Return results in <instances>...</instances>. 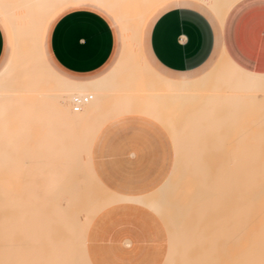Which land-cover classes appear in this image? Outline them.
Listing matches in <instances>:
<instances>
[{
	"label": "bare ground",
	"instance_id": "bare-ground-1",
	"mask_svg": "<svg viewBox=\"0 0 264 264\" xmlns=\"http://www.w3.org/2000/svg\"><path fill=\"white\" fill-rule=\"evenodd\" d=\"M72 1L75 0H0L3 4L29 6L11 10L13 17L21 18L19 22L24 28L18 32L16 50L14 51L13 48L7 66L0 73V101L11 92L25 94L28 101H31L30 96L33 95L32 108L28 103L24 111L32 114L37 119L36 124L44 129V132L41 131L43 135L49 136V139L41 140L40 144L66 145L38 148L34 156L28 157L30 162H27L31 167L27 169V173L24 171V175L29 174L31 178L25 185L22 184L20 189L11 187L12 192L6 187L18 185L21 179L19 183L13 179L19 175L16 174V170L10 171V167L15 164L8 163V160H14L11 156L15 150L18 151H15L17 154L15 159L25 158V155L21 148L13 150L0 147L2 151L0 162L2 159L6 160L0 163L1 167L6 168L3 172L9 176L14 172L17 175L12 177V181H15L13 185L10 183L5 186L3 183L10 181L3 179L4 188L0 186V261L91 264L86 252V238L91 223L107 207L121 201L123 203L133 201L134 204L137 202V205L139 203L142 204L140 206L149 208L155 216L160 217L156 216L158 220L162 219L159 221L164 222L166 234L169 235V248L163 264H183L184 261L199 264L200 261L205 260L216 261L218 264H243L248 260L258 262L264 246V129L262 131L260 129L256 133L258 138H254V134L250 131L253 128L248 127L251 125L246 126L243 116L245 112L262 111L264 108L262 76L247 73L244 79H240L238 73L245 72L235 67L223 55L227 67L237 75L236 77L218 74L214 70L213 76L180 84L187 85L185 88L175 87V83L160 78L147 66L140 51V35L145 19L156 6L169 0H93L112 11L122 24L125 50L121 59L125 68L118 82L121 87L109 89L118 79L116 75L90 85L66 82L54 75L45 64L40 42L43 27L49 16ZM195 1L207 5L214 11L219 8L216 10L217 15L223 22L227 12L240 0ZM9 26L11 28V25ZM41 72L56 81L57 85L51 86L52 83L49 86ZM143 74L152 78L153 83L147 82ZM216 79L217 83H214ZM16 82L18 84H15ZM111 91L114 92L112 98L107 95ZM75 100L86 103L76 106ZM185 101H208L210 105L216 107L223 105L233 110L237 115V118L234 117L237 122H233L230 118L233 123L228 122L227 125L237 127L238 137L232 136L236 139L235 145L233 142L232 144L220 142L216 146L215 143L214 145L202 139L200 133L203 131L201 129L203 126L199 123L201 129H198L199 134L198 131L193 130L173 133L182 137L171 140L174 143L178 142V144L176 142L177 146L173 145L174 149L177 148L174 151L175 163L164 186L161 185L162 189L159 187L160 191L166 193L155 190L157 194L160 192L166 196L167 190L173 188L175 197H168L172 195L170 192L166 196V199L167 197L169 200L175 199L174 204L172 203L173 208L175 205L173 211L166 210V203H163L161 197L151 196L143 199L141 197L139 201L133 198L135 201L128 202L124 200L125 198L122 200L94 179L91 148L97 133L91 134L88 139V134L80 130L90 126L93 118L102 116L106 105L111 103V110L117 114V117L123 116L125 112L127 115L138 114L153 119L155 123L164 120V126L170 127L174 125L173 120H181V109L184 108ZM19 103L16 104L20 105ZM199 105L194 106L199 108ZM2 106L5 107L4 104ZM208 111L211 112L207 109ZM196 116L193 115L195 118ZM214 116L215 121H218L216 115H211V118ZM183 119L188 120L185 117ZM29 120L31 121L27 122H30L31 128L33 125L31 123L34 121L32 118ZM183 122L179 123V126L187 127L188 124ZM244 124L247 130L250 128L249 136L253 134L251 139L244 138V135L247 137L248 134L247 130L243 129ZM215 132H212V136ZM228 136L231 139V135ZM207 152H213L210 162L201 160ZM21 172L23 174V171ZM26 179L25 177L24 180ZM16 190H20L18 194ZM4 210L9 212L5 213ZM14 237L16 240L19 239L18 244L15 242L17 247L12 246L14 243L11 240L14 241ZM9 242L13 244L9 245ZM8 247L9 251L13 250V252H9ZM38 252L41 256L37 255Z\"/></svg>",
	"mask_w": 264,
	"mask_h": 264
},
{
	"label": "crops",
	"instance_id": "crops-1",
	"mask_svg": "<svg viewBox=\"0 0 264 264\" xmlns=\"http://www.w3.org/2000/svg\"><path fill=\"white\" fill-rule=\"evenodd\" d=\"M204 6L195 0H169L149 13L140 35V51L147 66L162 79L189 83L193 81L188 78L219 51L220 59L225 55L241 71L264 76V0L237 2L223 22L218 17L221 29ZM109 14L113 12L98 2L75 0L49 16L40 48L54 75L78 85L104 79L98 77L115 59L118 41ZM52 20L46 50L51 65L64 76L46 59L44 36ZM3 30L13 49L12 30L0 20V64L5 54ZM121 31L124 47L122 26ZM152 120L138 114L117 117L98 131L92 144L95 178L127 202L157 197L155 190L162 189L175 162L178 142L172 143L171 133ZM131 202L107 207L91 223L86 238L91 264H163L169 248L164 222L149 208Z\"/></svg>",
	"mask_w": 264,
	"mask_h": 264
},
{
	"label": "rangeland",
	"instance_id": "rangeland-1",
	"mask_svg": "<svg viewBox=\"0 0 264 264\" xmlns=\"http://www.w3.org/2000/svg\"><path fill=\"white\" fill-rule=\"evenodd\" d=\"M205 7V9L211 14V16L213 17V19L215 20V22H216V26L219 28V29H221V27L218 25V15H217V12L218 11H216L217 9H219V8H216V12L213 10V9H210L208 6H204ZM110 15V17H111V19L113 20V22H114V25H115V27H116V29H117V35H118V41H117V47H116V55H115V59L113 60V62H112V64H111V66L104 72V73H102V75H100V77H98V78H108V77H112L113 75H116L117 76V80L116 81H114V83L112 84V85H110V87H109V89H116V88H119V87H121V85H120V83H118L119 81H120V78L122 77V74H123V72H124V63H123V61H122V59H123V56H124V47H123V40H122V31H121V22L119 21H117V19H118V16H114L113 14H109ZM57 17V16H56ZM54 20V19H53ZM53 20L50 22V24H49V26L46 28V31H45V33H46V35L44 36V48H45V54H46V59L48 60V62L50 63V65H51V62H50V60H49V57H48V54H47V50H46V40H47V35H48V30H49V27H50V25H51V23L53 22ZM4 31V30H3ZM4 34H5V54H4V57H3V60H2V62H1V64H0V70L4 67V65L6 64V62L8 61V59L10 58V56H11V54H12V51H13V49H12V40H8V38H7V35H6V33H5V31H4ZM145 51V50H144ZM145 53V52H144ZM145 56H146V54H145ZM122 58V59H121ZM146 58H147V60H148V63H149V65H150V67L153 69V67L151 66V63H150V61H149V59H148V57L146 56ZM122 61V62H121ZM52 66V65H51ZM52 68L58 73V74H60V75H62L61 73H59L53 66H52ZM154 70V69H153ZM214 70H216L217 71V73L218 74H226V75H231V76H234V77H236L237 75H235V73L234 72H232V70H230L228 67H227V65H226V61L223 59V58H221L220 59V53H219V51H217L213 56H212V58L205 64V66L204 67H202L199 71H197L195 74H193L192 76H190L188 79H190V80H192V81H196V80H200V79H202V78H204V77H208V76H213V75H215V72H214ZM155 71V70H154ZM40 72V71H39ZM118 74V75H117ZM41 75H42V77H43V79H44V81L47 83V84H49V86H50V84H52L53 83V85H51V86H56L57 84H55L56 83V81H54L52 78H48V76L47 75H45V74H43L42 72H41ZM62 76H64V75H62ZM115 76V77H116ZM143 76H144V78L147 80V82H149V83H153L152 82V78H150V77H148V76H145L144 74H143ZM48 80V81H47ZM49 81H51V82H49ZM53 81V82H52ZM49 82V83H48ZM8 83H13V82H8ZM154 83H156V81L154 80ZM214 83H217V79L216 80H214ZM213 83V84H214ZM15 84H18L17 82L15 83ZM113 86V87H112ZM16 86H14V88H15ZM175 87H178V88H185V87H187V85H180V84H176L175 85ZM16 89V88H15ZM113 93L114 92H108L107 93V95L109 96V97H111L112 98V96H114L113 95ZM17 94V95H16ZM20 94H23V93H20ZM19 93H17V92H11L10 94H8V96L3 100V101H0V110H3V109H5V108H7L8 110H9V112H10V121H11V128H10V132H9V134L6 136L5 135V132H4V121H3V119L2 118H0V141H1V144H0V147H1V149L3 148H10V149H23L22 151H23V154L25 155V158H26V160H25V158L24 157H22V158H16L15 159V157H16V152H18V151H14V154L11 156V157H14V160L12 159H10V160H8V163L10 162V164L12 163V164H15V165H13V166H11L10 167V171H14V170H16L15 172H16V174H18L19 176V178L18 177H15V176H17L16 174H15V172H14V174H12V175H7L5 172H3L4 171V169H6V168H3V167H1L0 166V169H1V171H0V180H1V184H0V186H2L3 184L5 185V186H7V185H10V183H11V185H13L14 183H13V181L15 180L17 183H19V180H20V183L18 184V185H13V186H10V187H6L7 188V190L8 191H10V192H12V190H10V189H12L11 187H15L16 189L17 188H21V186H23V185H25L26 184V181H28L31 177L29 176V174H26V175H24L25 173H24V171L26 172L27 171V169H29L31 166H29L28 164H30V163H28L27 161H29L30 162V160L28 159V157L30 156V155H32V156H34L35 155V151L36 150H38V148H40L41 146L42 147H64V146H66L65 144H52V143H47V144H40V141L41 140H43V139H49V136H44L43 135V130L44 129H42V128H40L39 127V125L38 124H36V120L37 119H35L34 118V116H32V114H30V113H27V112H25L24 110L27 108V105H28V103H30L28 106H30V108H32V106H33V95L32 96H30V98H31V101H28L27 99H26V95L25 94H23V96L22 95H20ZM207 94H209V92L207 93ZM14 95V96H13ZM13 96V97H12ZM15 96H16V98H15ZM13 98V99H12ZM11 99V100H10ZM25 100V101H24ZM14 101V102H13ZM2 102V103H1ZM4 102V103H3ZM20 102V103H19ZM22 102V103H21ZM207 102V103H206ZM206 102H196V101H193V102H190V101H185L183 104H184V108L183 109H181V114H180V119L181 120H173V126H170V127H166V126H164L165 125V123H164V120H162V121H159L158 123L159 124H161L163 127H165V129L167 130V131H169L170 133H171V135H172V137L174 138V139H179V138H181L182 136H180V135H174L173 133H176V132H179V131H189V132H192V130L193 131H198V129H200V125H202L203 126V128H201L203 131H201V133L198 131V134L200 133V134H202V136H203V138L200 136V135H198L199 136V138H200V140H204V141H207V142H211L212 144H216V146H218L217 144H219L220 142H222L223 144H226L227 142H231V144H232V142H233V144L235 145V138L234 137H238V135H237V127L236 126H228L227 125V123L228 122H230V123H233V122H237V120H236V114H234V111L232 110H230V109H228V108H226L227 106H223V105H219V107H218V105H217V107L216 106H214V105H210L209 103L210 102H208V101H206ZM7 103V104H6ZM16 103H19L20 105H18V104H16ZM189 103V104H188ZM199 103H200V105H199ZM206 103V104H205ZM4 104V106L5 107H3L2 105ZM202 104V105H201ZM22 105H23V107H22ZM26 105V106H25ZM193 105V107H191ZM194 105H196V106H200L199 108L198 107H196V106H194ZM211 106V107H206V106ZM25 106V107H24ZM111 103L110 104H108V105H106L105 106V110H104V112L102 113V116H100V117H95V118H93V120H91L90 121V126H88L86 129H84V128H81V130L80 131H85L87 134H88V139H90V135L91 134H96V133H98V131L107 123V122H109L110 120H112V119H115V118H117V114L114 112V111H112L111 110ZM170 107V109H172V107H171V105H169ZM187 108H186V107ZM203 106V107H202ZM225 107V108H224ZM198 108V109H197ZM209 109V110H211V112L210 111H208L207 112V109ZM219 108V109H218ZM202 109V110H201ZM217 109L219 110V112L217 113L216 111H217ZM264 109V108H263ZM262 109V111H249V112H245L244 113V116H243V122L245 123V124H247L246 126H248V125H251V126H248V127H251V129L253 128L254 129V127H255V129L253 130V132H252V130H250V128H249V130L251 131V133H253L254 134V138H258V136L256 135V133H258V131L261 129V131L264 129V123H263V119H264V110ZM230 110V111H229ZM25 113H24V112ZM172 111V110H171ZM195 113H194V112ZM204 111V112H203ZM215 113H214V112ZM230 112V113H228V112ZM192 112V113H191ZM252 112V113H251ZM256 113L255 115H254V113ZM184 115H183V114ZM204 113V114H203ZM197 115L196 116V118L195 117H193V115ZM198 114H199V116H198ZM201 114H203V115H201ZM222 114V115H221ZM26 115V116H25ZM34 115V114H33ZM124 115H127V113L125 112V114H123V116ZM170 115H172V113H170ZM186 115H187V117H186ZM211 115H216V120L218 119V121H215V116L213 117V118H211ZM231 117H230V116ZM259 115V116H258ZM261 115H263V116H261ZM28 116H30L29 118H28ZM184 116L185 118H188V120L187 119H183L182 117ZM189 116V117H188ZM200 116H201V118H200ZM209 116V117H208ZM229 116V118L228 119H226L227 117ZM206 117V118H205ZM234 117H236L235 119H234ZM257 117H259V118H257ZM261 117H263V118H261ZM25 118V119H24ZM30 118H32L33 120L32 121H34V122H32L31 124H33L32 125V127L30 128V125H29V123L30 122H27V121H31V120H29ZM195 120V121H193V119ZM205 118V119H204ZM207 118L209 119V120H207ZM233 119L232 121L233 122H231V119ZM255 118H257V119H255ZM191 119V120H190ZM211 119H213V120H211ZM252 119V120H251ZM182 120H184V122L182 121ZM209 121V123H207V121ZM236 120V121H235ZM259 120H260V123H258L259 122ZM185 121H187V122H185ZM196 121H197V123H196ZM199 121V122H198ZM246 121H247V123H246ZM254 121L256 122V123H254ZM181 122H183V124L184 123H186V124H188V125H186L187 127H185V128H181L180 126H179V123H181ZM204 122H206L205 124H203ZM220 123V124H217V123ZM251 122H252V124L254 123L255 124V126H253L252 124H251ZM28 123V124H27ZM200 125H199V124ZM34 124L36 125L35 127H34ZM192 125L191 127L189 126V125ZM207 124V125H206ZM215 124V125H214ZM245 124L243 125L244 127H243V129H244V131L245 130H247L245 127ZM263 124V125H262ZM29 125V126H28ZM196 125L198 126V127H196ZM220 125V126H219ZM258 125H259V127H260V125H261V127L259 128L258 127ZM194 126V128H192ZM215 126V127H214ZM263 126V127H262ZM36 127H38V128H36ZM188 127H190L189 129H188ZM196 127V128H195ZM221 127V128H220ZM223 127V128H222ZM259 128L258 130H257V128ZM200 129V130H201ZM204 129L206 130L205 132H204ZM219 129V130H218ZM221 129H223L224 130V132L226 133H224L223 132V130L221 131ZM215 130H216V132H217V134H216V132H215ZM249 130H247L246 131V133H248L247 134V137H246V135H244L245 137L244 138H249V139H251L252 138V135L253 134H251L250 136H249V133L250 132H248ZM41 131H43V132H41ZM208 131V132H207ZM221 131V132H220ZM232 131H233V133H232ZM243 131V132H244ZM260 131V132H261ZM20 132H21V134H20ZM32 132H34V133H32ZM212 132L214 133L215 132V134H214V136H212ZM223 132V133H222ZM263 132H264V130H263ZM36 133H37V135H36ZM232 133V134H231ZM19 134H20V136H19ZM34 134V135H33ZM208 134V135H207ZM41 135V136H40ZM83 135V134H82ZM224 135H226V136H228V135H231V139H230V137L228 138V137H226V136H224ZM234 135V137H232ZM2 136V137H1ZM206 136H210L211 138H208L207 139V137ZM15 137V138H14ZM82 137V136H81ZM204 137H206L205 139H204ZM214 137H216V138H214ZM202 138V139H201ZM213 138V139H212ZM233 138V139H232ZM253 138V139H254ZM3 141H2V140ZM5 139V140H4ZM38 139V140H37ZM218 141H217V140ZM223 139V140H222ZM229 140V141H228ZM21 141V142H20ZM39 141V142H38ZM90 141V140H89ZM226 141V142H225ZM16 142V143H15ZM203 142V141H202ZM214 144V145H215ZM15 145H17V146H15ZM13 147V148H12ZM212 147H213V145H212ZM29 149H31V150H29ZM29 150V151H28ZM27 151V152H26ZM0 152H2V151H0ZM31 152V153H30ZM30 153V154H29ZM208 153H210V154H208ZM203 155V154H202ZM211 155H213V152H207L206 154H204L202 157H201V160H206L207 162H210L211 161ZM27 156V157H26ZM204 157V158H203ZM28 159V160H27ZM17 160V161H16ZM25 160V161H24ZM210 160V161H209ZM6 161V160H5ZM3 159L1 160V162L0 163H4L5 162ZM14 161L16 162V163H14ZM32 162H34L35 160H31ZM25 162V163H24ZM31 162V163H32ZM175 163V162H174ZM21 164H23V165H21ZM19 165V166H18ZM29 167H28V166ZM25 166H27V168L25 167ZM21 169V170H20ZM24 169V170H23ZM26 169V170H25ZM21 171H23V174H21L22 172ZM21 172V173H20ZM27 173V172H26ZM94 174V173H93ZM15 177V178H13L14 180L12 181V177ZM28 176V177H27ZM27 178L26 180H24V178ZM10 178V179H9ZM16 178H18V179H16ZM32 178H34V177H32ZM3 179H6L5 181H10V182H6V183H3L2 181H3ZM9 179V180H8ZM94 179L97 181V179L94 177ZM14 181V182H15ZM98 182V181H97ZM3 183V184H2ZM8 183V184H7ZM13 183V184H12ZM16 183V184H17ZM21 184V185H20ZM23 184V185H22ZM3 185V186H4ZM20 185V186H19ZM1 187V188H4V187ZM16 186H19V187H16ZM170 190H172V192L170 191ZM169 191L167 190V195L166 196H168V192H170V193H172V195L170 194L168 197H170V198H174L175 196L173 195L174 194V191H173V188L172 189H170ZM16 191H18V190H16ZM15 191V192H16ZM20 191V190H19ZM19 191L18 192H16V194H18L19 193ZM164 191H161V193H163ZM161 193H159L158 194V196H157V198H159V197H161V199H163V203L165 204L166 203V206H165V208H166V210L167 211H173L174 209H175V205H174V208H173V202H175L174 200H169V198L167 197V199L169 200H167L166 199V196H165V194H161ZM164 193H166V192H164ZM166 201H168V202H166ZM171 201V202H170ZM169 202H170V204H169ZM173 203V204H172ZM172 206V208H170ZM168 208V209H167ZM170 209V210H169ZM5 210H7V209H5ZM4 210V212L5 213H7V212H9V210L8 211H5ZM165 229H166V227H165ZM15 238V239H14ZM13 238V240L14 241H12L11 240V242H13L14 243V245H12L10 242H9V245H12V246H14V247H17V244L19 243V239H17L16 240V237H14ZM168 239H169V235H168ZM8 240H10V238L8 239ZM17 241H18V243H17ZM15 242L17 243V244H15ZM7 243H8V241H7ZM12 246H9V247H12ZM9 247H8V251H9ZM13 248V247H12ZM11 248V249H12ZM10 249V250H11ZM14 249V248H13ZM17 249V248H16ZM19 249V248H18ZM17 249V250H18ZM15 250V249H14ZM9 252H13V250H11V251H9ZM37 255H40V253L38 252V254ZM41 256V255H40ZM39 256V257H40ZM38 257V258H39ZM37 258V257H36ZM37 258V259H38ZM40 259H41V257H40Z\"/></svg>",
	"mask_w": 264,
	"mask_h": 264
},
{
	"label": "snow or ice",
	"instance_id": "snow-or-ice-1",
	"mask_svg": "<svg viewBox=\"0 0 264 264\" xmlns=\"http://www.w3.org/2000/svg\"><path fill=\"white\" fill-rule=\"evenodd\" d=\"M22 7H29V6L0 3V20L3 21L6 27L11 25L14 51L16 50V46L19 39L18 32L24 28V25L19 22L21 18L13 17L11 15V10L14 8L18 9ZM238 75L240 76V79H244L248 74L238 73ZM261 79L262 82H264V76H262ZM0 118H2L4 121V132L5 135L7 136L11 128L10 112L7 108L0 110ZM0 264H33V262L27 260H5V261H0ZM183 264H194V262L184 261ZM199 264H218V262L212 260H205V261H200ZM243 264H264V246H262L261 256L258 262L256 260H248L243 262Z\"/></svg>",
	"mask_w": 264,
	"mask_h": 264
},
{
	"label": "built area",
	"instance_id": "built-area-1",
	"mask_svg": "<svg viewBox=\"0 0 264 264\" xmlns=\"http://www.w3.org/2000/svg\"><path fill=\"white\" fill-rule=\"evenodd\" d=\"M74 103H75L76 106H80L82 103H86V101H79V100L76 101V100H75Z\"/></svg>",
	"mask_w": 264,
	"mask_h": 264
}]
</instances>
